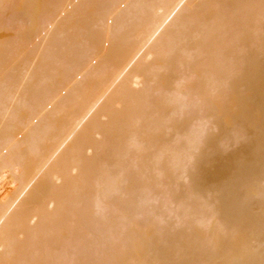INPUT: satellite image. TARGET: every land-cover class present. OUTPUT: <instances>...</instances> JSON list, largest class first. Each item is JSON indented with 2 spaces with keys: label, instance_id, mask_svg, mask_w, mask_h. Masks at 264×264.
<instances>
[{
  "label": "bare ground",
  "instance_id": "1",
  "mask_svg": "<svg viewBox=\"0 0 264 264\" xmlns=\"http://www.w3.org/2000/svg\"><path fill=\"white\" fill-rule=\"evenodd\" d=\"M0 264H264V0H0Z\"/></svg>",
  "mask_w": 264,
  "mask_h": 264
}]
</instances>
